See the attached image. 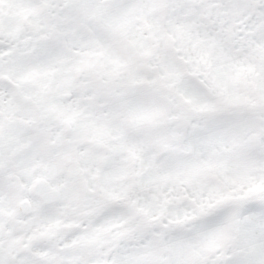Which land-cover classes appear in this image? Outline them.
Here are the masks:
<instances>
[{
	"label": "snow or ice",
	"instance_id": "6c2138e0",
	"mask_svg": "<svg viewBox=\"0 0 264 264\" xmlns=\"http://www.w3.org/2000/svg\"><path fill=\"white\" fill-rule=\"evenodd\" d=\"M0 264H264V0H0Z\"/></svg>",
	"mask_w": 264,
	"mask_h": 264
}]
</instances>
